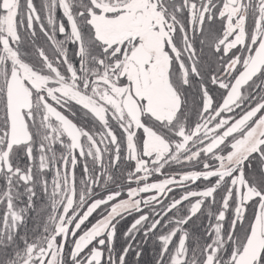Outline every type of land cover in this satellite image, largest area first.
Here are the masks:
<instances>
[{
    "label": "snow or ice",
    "instance_id": "snow-or-ice-1",
    "mask_svg": "<svg viewBox=\"0 0 264 264\" xmlns=\"http://www.w3.org/2000/svg\"><path fill=\"white\" fill-rule=\"evenodd\" d=\"M0 264H264V0H0Z\"/></svg>",
    "mask_w": 264,
    "mask_h": 264
}]
</instances>
